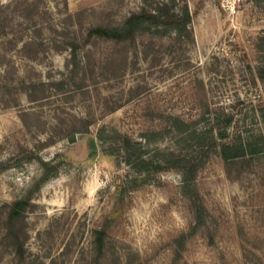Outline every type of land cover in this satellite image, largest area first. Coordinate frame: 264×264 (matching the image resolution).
Masks as SVG:
<instances>
[{"label":"rangeland","instance_id":"obj_1","mask_svg":"<svg viewBox=\"0 0 264 264\" xmlns=\"http://www.w3.org/2000/svg\"><path fill=\"white\" fill-rule=\"evenodd\" d=\"M162 1L182 3L0 0V264H264V0H187L189 30L92 31ZM175 117L217 145L194 150ZM113 128L197 161L189 194L178 167L134 182Z\"/></svg>","mask_w":264,"mask_h":264},{"label":"trees","instance_id":"obj_2","mask_svg":"<svg viewBox=\"0 0 264 264\" xmlns=\"http://www.w3.org/2000/svg\"><path fill=\"white\" fill-rule=\"evenodd\" d=\"M171 5L167 1H162L152 8L142 7L141 10L133 12L122 24L118 25H97L92 28L95 34L106 36L114 39H123L125 36L134 35L137 30L144 28L147 24L149 26L159 27L162 24H167L175 30H189L192 21V14L187 0H182L180 7ZM180 132L184 134H194L200 137L193 145V149H204L206 146L217 145L216 136L213 129L210 130L211 135L208 136L204 130H194L188 128V122L179 117H175ZM107 128L103 127L98 132V137L101 140H106ZM115 132V139L119 150L122 153L124 162L129 165L130 169L136 172L139 176L134 177L133 181L150 182L158 172L164 169L178 167L182 172V189L186 194L194 187V180L199 163L194 159L188 157L187 154L175 155L174 150L168 146H156L151 148V134L162 133L161 130H154L151 133L144 134V139L133 138L128 134H124L118 129L113 128ZM195 135V134H194ZM207 138H212L211 141H205ZM243 143L231 144L223 143L221 145V152L227 159L230 156L231 149H239L243 152ZM27 206V201L24 199H16L9 207V218L15 219L22 215ZM12 233V232H11ZM104 230H98V236L102 235ZM12 238H15L18 243V250L22 256V244L17 233H12ZM103 246L102 239H99V248Z\"/></svg>","mask_w":264,"mask_h":264}]
</instances>
